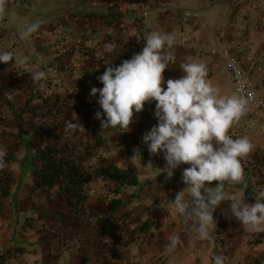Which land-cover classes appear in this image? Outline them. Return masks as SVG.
I'll return each instance as SVG.
<instances>
[{
  "label": "rangeland",
  "instance_id": "rangeland-1",
  "mask_svg": "<svg viewBox=\"0 0 264 264\" xmlns=\"http://www.w3.org/2000/svg\"><path fill=\"white\" fill-rule=\"evenodd\" d=\"M231 1L227 0L228 4ZM77 2L79 1L9 0V8L16 12V19L14 21L9 18L0 20V40L5 48L13 52L14 60L19 54L27 57L26 63L22 66L15 60L14 69L18 74L19 88L8 96L12 108L0 109V150L6 151V155L14 153L17 158V162L8 167L15 179L10 191L11 196L3 200L0 205V264H57V239L59 238L57 234L63 229L71 233L81 229L79 223L75 221H68L66 225L58 224L55 211L58 209L68 212L66 207H59L58 201L51 197L53 204L50 205L44 194L39 192L29 194L31 174L28 173L24 178H20V160L24 154L16 147L17 126L20 119L23 120L22 123L26 129L28 128L33 134L44 132L56 117L57 122L63 121L64 124L66 120L75 122L78 119L86 129V133H73L66 127L64 131L70 138L79 136L83 139H88L94 134L96 125L100 122L94 118L97 111H103L98 103L99 93L92 97L90 91L92 87H103L97 77L103 74L109 64L114 66L119 58L126 54L123 51L124 41L118 38L119 34L107 35L101 31H94L96 40L90 34H84L86 30L81 25H77L79 27L77 29L74 27L73 16L69 18L66 14L57 16V12L69 11L74 8L73 3ZM248 2L252 3L249 11L244 12L240 8H235L237 14H234L230 8L227 13L224 12L225 16L221 14L223 16L221 18L228 19L226 24H231V27L227 28L230 29L228 33H233L231 35L234 40L242 46L244 57L254 63L252 79L256 92L262 94H257V97L261 96L262 99L264 98V0H247ZM244 5L246 2L241 3V6ZM250 9L253 12L250 13ZM37 19L44 21L41 28L27 39H21L20 32L27 24ZM78 19V21L86 20ZM122 30L124 29L119 31ZM136 31L139 32V29ZM217 32V28L211 30L209 42L214 46L216 53H220V59L224 60L221 53L230 49L216 44ZM108 43L115 45L112 53L105 51V45ZM136 53H139L138 48L136 51L127 52V59H131ZM199 62L207 65L209 59ZM48 69L52 71L49 72ZM32 71H45L47 78L34 83L30 76ZM211 72L212 69H207V78ZM215 79L223 96L237 95L236 86L224 63H222V71L216 73ZM211 83L217 87L214 79ZM152 107L151 112L150 108H144L137 113V117L139 120L144 118L146 122H149L145 116L148 113L150 120L154 117L156 121L151 120V124L157 125L155 105ZM104 118L106 119V114ZM125 130L127 135L133 138V135L128 134L127 129ZM229 135L233 139L248 136L254 144L252 152L242 160L244 168L253 161L264 160V120L249 121L248 118L242 117L230 128ZM149 161L154 166L150 171L145 168ZM109 164H114L123 170L130 166L134 167L140 173V182L143 179L149 182L148 185L155 184L154 191L159 198L181 191L174 176L170 179L167 177L163 152L150 155L145 162L136 158L128 160L122 144L107 142L105 147L98 148L89 166ZM32 166L36 164L33 162ZM256 170L254 169L252 173L254 176L252 183H256V188L264 191V185H260L262 180ZM176 171L177 169L174 170ZM216 183L212 182L210 185L215 187ZM102 184L97 181L89 186L88 205L105 207L106 191ZM232 194L237 197L242 196V192L236 185L227 184L226 198ZM148 197L149 194H147ZM164 210L163 207V212ZM122 212H126L129 216L125 219L120 231L123 235H129L130 238H137L138 214L143 212L142 207L138 208V205L134 204L128 208H122ZM134 212L137 214L135 215ZM213 216L217 221V227L213 230V238L205 241L206 244H212L215 248L209 256L210 264H215V255H223L225 264H252L254 260H260L261 264H264V233L245 230L242 223L231 216L230 201H222L213 212ZM83 234L82 237L87 232ZM190 246L193 247L192 244ZM33 260L36 261L33 262Z\"/></svg>",
  "mask_w": 264,
  "mask_h": 264
},
{
  "label": "clouds",
  "instance_id": "clouds-1",
  "mask_svg": "<svg viewBox=\"0 0 264 264\" xmlns=\"http://www.w3.org/2000/svg\"><path fill=\"white\" fill-rule=\"evenodd\" d=\"M16 19L10 10L9 0H0V20ZM43 20L27 24L20 32L21 39L36 33ZM145 46L119 66L108 65L97 79L102 88L92 87L90 95L99 93L98 103L103 110L94 118L100 120L102 129L129 130L134 114L140 113L146 103L155 101V117L158 124L143 134V143L151 155L163 152L167 177L182 164L190 165L182 173L186 187L172 200L174 210L183 216L195 230L200 241L211 240L217 221L213 212L222 201H230V213L240 221L245 230L264 233V191L255 196V203L245 202L244 196L232 194L226 198V185L247 187L242 160L249 156L254 144L248 136L233 139L230 128L246 114L250 95H221L207 79V66L202 62L180 65L185 75L180 79H168L166 89L163 73L169 65L163 52L171 46L175 37L170 33L152 31L144 36ZM115 45L108 43L105 51L112 53ZM14 59L11 51H0V63L8 64ZM18 65H24L27 57L15 56ZM48 71H52L48 69ZM34 83L47 78L45 71L30 73ZM106 114V119L104 118ZM65 127L73 133H86L78 119L66 120ZM6 151L0 150V169L6 167ZM154 168L151 161L145 166ZM217 182L215 187H209ZM227 215V214H226ZM181 243L179 235L169 238L165 245L167 253L175 252ZM215 264H225L223 255L214 256Z\"/></svg>",
  "mask_w": 264,
  "mask_h": 264
},
{
  "label": "crops",
  "instance_id": "crops-1",
  "mask_svg": "<svg viewBox=\"0 0 264 264\" xmlns=\"http://www.w3.org/2000/svg\"><path fill=\"white\" fill-rule=\"evenodd\" d=\"M226 2L227 0H81L76 3L79 5L59 15L66 14L67 18L73 16L74 27L77 29L79 28L77 25H81L86 30L84 34H90L95 39L94 31L116 36L119 34L118 38L124 41V52L136 51L137 48L141 52L145 46L144 36L149 32L170 33L175 37V41L171 46L166 44L163 49L169 60V65L163 73L165 79L163 87L166 89L168 79H180L185 75L180 67L181 64L204 62L209 59L208 64L205 65L207 69H212V72L207 79L210 78V81L214 79L217 87L220 88L215 76L217 72L222 71V63L225 66V61L220 59V53H216L214 46L209 42L213 28L218 30L215 37L218 46L229 48L234 56L242 60L245 69L251 74L254 68V63L242 54V46L234 40L231 35L233 33H228L230 29L227 28L231 27L230 23L226 24L228 19L221 18V14L224 15V12L227 13L230 8L234 14H237L235 8H240L244 12L249 11L252 3H247V0H232L230 4L227 2L224 8ZM244 2L246 5L241 6ZM107 5L115 11L124 13L117 19L112 29L97 24L93 17L84 18L86 19L84 21H78L76 17L77 13L89 14L94 11V8ZM251 11L250 9V13ZM139 18L140 21H138ZM121 29L124 30L119 31ZM136 29H139V32ZM155 103V101L146 103L144 108H150L151 112ZM145 116L149 122H146L144 118L139 120L137 113L134 114L133 123L127 130L128 134L133 135V139L142 140L143 134L155 126L150 122L155 121V118L150 120L148 113ZM188 166L182 164L176 172L183 173ZM139 177L140 173L137 172L138 181ZM148 183L143 179L139 181L140 186L137 189L139 200L128 206L136 204L138 208L142 207L143 212L138 214L139 227L147 220L159 224L156 230H152L153 235L140 233L138 229L135 239L130 238L129 235H123L122 231L112 238H98L93 228L86 229L81 226V229L72 233L63 229L57 234L59 236L57 264H210L209 256L215 248L212 244H206L205 241L201 243L196 238L195 230L185 221V218L175 212L172 200L175 199L176 193L159 198L154 191L155 184L148 185ZM183 189L180 188V190ZM134 191H136L135 188H128L126 193L131 194ZM147 194H149L148 198ZM134 214L136 215L137 212ZM83 230L87 234L82 237L85 232ZM174 235L180 236L181 243L170 255L165 245ZM191 244L193 247L190 246Z\"/></svg>",
  "mask_w": 264,
  "mask_h": 264
},
{
  "label": "trees",
  "instance_id": "trees-1",
  "mask_svg": "<svg viewBox=\"0 0 264 264\" xmlns=\"http://www.w3.org/2000/svg\"><path fill=\"white\" fill-rule=\"evenodd\" d=\"M77 5L79 3H73L72 6ZM60 13L57 12V16ZM123 15L124 13L115 11L107 5L94 8L89 14L77 13L76 17H93L97 24L112 29L117 19ZM0 51H10L5 48L1 40ZM127 57L126 52L114 66H119L122 61L128 60ZM14 65V59L8 64L0 63V109L12 108L8 96L19 88V78ZM22 122L23 120L20 119L17 126L16 147L24 154L20 160V178H24L28 173L31 174L29 194L39 192L45 195L50 205L53 204L50 200L52 197L60 203L59 207H66L68 212L58 209L55 211L56 220L60 224L66 225L68 221H75L80 226L95 229L98 238L115 236L129 216L126 212L121 213V209L139 200L137 189L140 184L137 171L131 166L123 170L114 164L93 167L89 164L98 148L105 147L107 142L122 144L128 160L136 158L145 162L151 154L143 140L129 137L126 130L119 127L102 129L101 122L96 125L95 133L88 139L79 136L70 138L64 131V122H57V117L44 132H34V134L26 129ZM4 162L6 167L0 169V205L3 200L11 196L10 191L15 179L8 167L17 162L16 155L7 154ZM33 162L36 164L34 167ZM254 169H257L262 180L260 185H264V160H261L253 161L244 168L247 187L236 186L242 192L245 202L249 204L254 203L255 196L262 191L256 188V183H252ZM173 176L180 188L186 187L182 182V173L174 172ZM97 181L103 183L102 186L105 187L104 198L107 201L105 207L88 205L90 200L88 188ZM128 188H135L136 191L127 194ZM157 228V224L147 220L141 224L139 232L151 236L152 230ZM252 264H261V261L254 260Z\"/></svg>",
  "mask_w": 264,
  "mask_h": 264
},
{
  "label": "built area",
  "instance_id": "built-area-1",
  "mask_svg": "<svg viewBox=\"0 0 264 264\" xmlns=\"http://www.w3.org/2000/svg\"><path fill=\"white\" fill-rule=\"evenodd\" d=\"M222 56L236 86L237 95L245 97L250 95L247 111L243 117L248 118L249 121L264 120V98L257 97L252 74L245 69L242 60L234 56L230 50H224Z\"/></svg>",
  "mask_w": 264,
  "mask_h": 264
}]
</instances>
